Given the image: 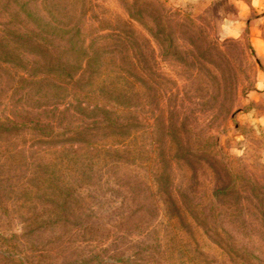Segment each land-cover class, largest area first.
I'll return each mask as SVG.
<instances>
[{
    "label": "trees",
    "instance_id": "16d2710c",
    "mask_svg": "<svg viewBox=\"0 0 264 264\" xmlns=\"http://www.w3.org/2000/svg\"><path fill=\"white\" fill-rule=\"evenodd\" d=\"M116 1L122 14L99 7L89 17L91 0H41L52 8L45 20L29 2L1 5L11 28L1 31L7 50L0 62L19 70L17 84L32 86L36 99L68 107L60 127L18 123L6 106L14 95H0V189L12 200L3 212L10 209L22 231L0 236L1 264H57L30 241L55 233L78 245L72 264H264V168L227 163L196 118L189 123L171 107L160 109L153 54L147 67L152 42L160 47L163 34L188 41L198 81L202 63L223 62L221 49L167 0ZM225 89L218 86L212 100L223 102L226 117L233 96ZM31 149L39 154L30 159ZM101 173L132 194L112 223L89 216L85 191L99 188ZM160 214L161 234L150 244L133 250L121 242L131 230L153 233L150 222ZM110 236L120 241L114 249L105 244Z\"/></svg>",
    "mask_w": 264,
    "mask_h": 264
},
{
    "label": "rangeland",
    "instance_id": "374dc122",
    "mask_svg": "<svg viewBox=\"0 0 264 264\" xmlns=\"http://www.w3.org/2000/svg\"><path fill=\"white\" fill-rule=\"evenodd\" d=\"M3 1L5 0H0V36L3 28H11L3 17ZM40 1L23 0L29 2L31 8L37 9L33 10L36 16L45 20V11L50 12L52 8ZM91 2L94 3V10L88 7L85 11L89 17L96 15L100 11L99 7L123 13L116 0ZM167 6L170 11L181 9V14H187L199 28L196 30H203L204 35L208 36L210 47L216 45L221 49L223 62L217 60L214 68L202 63L203 71L198 81L196 75L199 73V65L190 63L191 59L184 49L188 47L186 39L178 40L163 34L160 47L152 42L155 50L146 55L147 67L153 65L150 58L153 54L161 75L160 109L167 113L171 107L174 112L184 114L180 116L189 123L196 118L198 127L210 131L215 136L217 146L227 163H239L250 172L264 168V0L261 8L254 0H167ZM91 23L94 24V20ZM102 27L109 26L103 24ZM6 50L0 47V57H4ZM191 50L194 51V48ZM18 73V69L0 62V95H14L6 105L13 119L18 123L31 125L50 121H54L55 127L63 125L62 116H65V110L68 108L66 102L59 99H51L49 102L46 99H36V90L32 86L17 84ZM218 86L220 93L226 86V92L231 89L228 95L233 96L227 97L231 108L226 117L225 110L219 104L223 102L217 101L215 104L212 100L217 98V93L219 95ZM25 92L28 94L27 99L19 97ZM35 154H39V150L31 149L27 156L31 159ZM100 175L102 181H99V188L85 191L86 202L92 211L89 216L91 219L98 218L103 224L112 223L117 219L118 209L129 205L132 194L117 177L111 176L110 173ZM9 197L8 192L0 189V236L22 232L21 224L13 212L9 209L8 216L3 212L5 206L10 207L12 200ZM154 220L150 222L153 224V233L147 234L144 229L131 230L132 236L122 238L121 242H125L133 250L150 244L161 234L162 214ZM55 236L60 235H41L30 241L47 248L57 264H72L81 252L78 245L64 236L55 241ZM105 244L107 249H114L120 241L115 236H110ZM2 255L3 247L0 242V264ZM125 255H130V252ZM105 262L111 264L114 260L106 258Z\"/></svg>",
    "mask_w": 264,
    "mask_h": 264
},
{
    "label": "crops",
    "instance_id": "0c3cea01",
    "mask_svg": "<svg viewBox=\"0 0 264 264\" xmlns=\"http://www.w3.org/2000/svg\"><path fill=\"white\" fill-rule=\"evenodd\" d=\"M262 1L263 0H254V2H256V5H258L260 8L262 6Z\"/></svg>",
    "mask_w": 264,
    "mask_h": 264
}]
</instances>
